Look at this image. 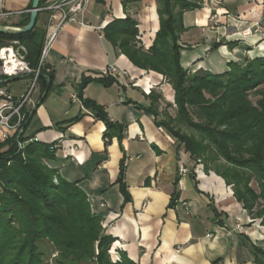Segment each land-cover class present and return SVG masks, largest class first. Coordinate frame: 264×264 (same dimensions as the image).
<instances>
[{
	"label": "crops",
	"instance_id": "0c3cea01",
	"mask_svg": "<svg viewBox=\"0 0 264 264\" xmlns=\"http://www.w3.org/2000/svg\"><path fill=\"white\" fill-rule=\"evenodd\" d=\"M196 1L201 7L183 13L185 69L221 73L230 61L264 56V39L243 33L264 18V0ZM31 2L7 0L6 8L15 14L2 24L17 27ZM49 15L43 10L39 21L46 23V30ZM126 16L137 21L139 44L149 49L160 28L157 0H89L75 21L64 24L46 58L54 71L51 86L43 91L39 84L25 107L30 113L25 136L43 143L60 140L54 164L65 178L79 181L93 211L102 215L106 233L115 238L113 260H119L122 251L136 264H256L253 245L264 248L260 219L250 224L253 215L237 200L233 187L192 159L165 127L157 125L164 111L175 112V92L168 80L134 65L105 29H98ZM61 17V11L54 13V26ZM216 43L221 44L215 48ZM111 66L119 71L117 82H90L83 90L85 98L103 105L113 121L125 126L122 140L113 136L107 143L105 124L72 95L84 75L97 77ZM30 79L19 75L5 87L19 97ZM152 91L160 95L158 115L149 110L155 105ZM80 113L78 121L58 127ZM123 159L129 199L117 183Z\"/></svg>",
	"mask_w": 264,
	"mask_h": 264
},
{
	"label": "trees",
	"instance_id": "16d2710c",
	"mask_svg": "<svg viewBox=\"0 0 264 264\" xmlns=\"http://www.w3.org/2000/svg\"><path fill=\"white\" fill-rule=\"evenodd\" d=\"M46 3L41 0L40 8ZM157 3L160 28L149 49L139 44L138 23L130 16L110 22L105 27L106 36L134 65L158 72L168 80L175 92V112L164 111L157 125L165 127L192 159L205 164L206 170L222 176L233 187L237 200L264 225V56L230 61L229 69L221 73L205 69L190 73L181 64L180 39L187 30L183 13L201 7V3ZM42 13L40 10L29 32H0V47L18 41L33 69L38 68L47 31L46 23H39ZM30 15V11L23 13L22 20L14 26L28 24ZM53 78L54 71L45 64L38 77L43 91L51 86ZM117 81L118 77L110 73L84 75L77 86V97L83 106L105 124L107 143L113 136L122 140L125 126L113 121L103 105L85 98L83 90L90 82L110 86ZM9 82L0 74V88ZM253 92L261 96L255 104L249 99ZM151 96L155 105L149 110L158 115L156 103L160 95L152 91ZM23 112V131H16L0 143V264H46V258L55 251H59L56 264H136L122 251L119 260L111 259L115 238L106 233L102 215L93 211L91 199L79 181L68 180L55 166L54 142L43 143L25 136L30 113L25 108ZM82 115L59 122L58 127L78 121ZM178 124L196 134L180 132ZM125 174L123 159L117 183L129 199ZM253 251L254 262L264 264V248L253 245Z\"/></svg>",
	"mask_w": 264,
	"mask_h": 264
},
{
	"label": "built area",
	"instance_id": "2783aa9c",
	"mask_svg": "<svg viewBox=\"0 0 264 264\" xmlns=\"http://www.w3.org/2000/svg\"><path fill=\"white\" fill-rule=\"evenodd\" d=\"M6 1L7 0H0V24L15 14V12L6 8ZM88 1L89 0H57L46 4L43 8H40V10L49 11L50 15L48 18V29L38 68L33 69L30 66L29 62L25 58V54L23 53L25 48L19 45L18 41H13L7 46L0 47V74L3 77L13 78L23 74L31 76L27 89L19 97L13 96L6 87L0 88V135L3 141L11 136V131L16 132L19 130L20 133L23 131L21 124L26 117L23 109L31 103L33 91L39 85L38 77L40 69L46 64L47 55L53 47L60 29L65 23L75 21L78 14L84 10ZM56 11H61L62 17L61 21L54 26V13ZM17 13L20 14V12ZM106 26V23H102L98 29L103 31ZM243 33L244 35L258 34L264 38V19L256 21L253 25L245 29ZM104 73H110L117 77L119 75V71L115 66L107 68ZM72 97L75 99L78 98L76 93H74ZM19 145L20 149L24 147L22 143H19ZM60 146V140L55 141L53 144V147L56 149ZM125 164L127 165V160H125ZM181 171L186 172L187 168L182 167ZM102 206H104L103 203ZM54 256H57V254L55 253Z\"/></svg>",
	"mask_w": 264,
	"mask_h": 264
},
{
	"label": "water",
	"instance_id": "95a60500",
	"mask_svg": "<svg viewBox=\"0 0 264 264\" xmlns=\"http://www.w3.org/2000/svg\"><path fill=\"white\" fill-rule=\"evenodd\" d=\"M40 2L41 0H32V7H31V15H30V20L28 24L22 27H8L6 25L0 24V32L2 33H9V34H19V33H26L31 31L35 24L36 20L40 11ZM12 78H7V80H11ZM20 133L18 134L19 137Z\"/></svg>",
	"mask_w": 264,
	"mask_h": 264
},
{
	"label": "rangeland",
	"instance_id": "374dc122",
	"mask_svg": "<svg viewBox=\"0 0 264 264\" xmlns=\"http://www.w3.org/2000/svg\"><path fill=\"white\" fill-rule=\"evenodd\" d=\"M262 39H264V38H262ZM186 70H187L188 72L191 73V70H190V69H186ZM260 98H261V96L255 94L254 92L251 93V94L249 95V99H250L254 104H255ZM174 109H175V107H174ZM178 128H180V132L185 133V134H188V135H191V134H194V133H195L191 128H189L188 126H186V125H184V124H178ZM195 134H196V133H195ZM252 185H253L255 188H257V184H256L255 181L252 182ZM257 219L259 220L260 218H257ZM253 221H254V218L251 219L250 224H252ZM260 223H261V219H260ZM58 252H59V251H58ZM58 252L55 251L53 254H51L50 257L46 258V264H56V263H55V260H56V258L58 257ZM55 253L57 254V256H54ZM110 256H111V253H110ZM111 259L113 260V257H112V256H111ZM114 259H115V258H114ZM113 261H115V260H113Z\"/></svg>",
	"mask_w": 264,
	"mask_h": 264
}]
</instances>
